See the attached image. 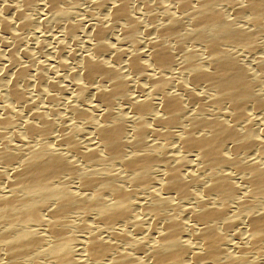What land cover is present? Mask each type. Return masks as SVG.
<instances>
[{"label": "bare ground", "instance_id": "bare-ground-1", "mask_svg": "<svg viewBox=\"0 0 264 264\" xmlns=\"http://www.w3.org/2000/svg\"><path fill=\"white\" fill-rule=\"evenodd\" d=\"M0 264H264V0H0Z\"/></svg>", "mask_w": 264, "mask_h": 264}, {"label": "rangeland", "instance_id": "rangeland-1", "mask_svg": "<svg viewBox=\"0 0 264 264\" xmlns=\"http://www.w3.org/2000/svg\"><path fill=\"white\" fill-rule=\"evenodd\" d=\"M84 14H85V15H84V17H83V13H79V15H77V16H78L77 19H78V20H82V19L84 20L85 18L88 19L86 13H84ZM79 16H80L81 18H80ZM85 16H86V17H85ZM41 27H42V26H41ZM41 27H40V26H37V27L34 26V28H36L35 32H33L34 34L32 33V34L24 35V36H25L24 39L27 40L26 42H28V43H25V40H24V41H23L24 43H22L21 46H22L23 48L25 47L24 49L27 50V52H28V54H29L28 57H31V56H32V58H33V59H31V60H27V59H26L27 62H31V63H29L30 65L34 66L35 64H37L36 66H38V64H39V65L42 66V65L46 64V66L44 65L43 67H47V68H48V66H49L50 63H51V58H50V57L54 54V52H53L54 50H53V49H54L55 46H56V39H58V37L60 36V34H59V31H58L57 29H53V28H52V30H51V28H47V29H43V28H42V30L40 29L41 32L36 33V32L39 31V28H41ZM37 28H38V29H37ZM37 30H38V31H37ZM43 30H44V31L46 30L47 32L45 31V33H44ZM50 30H51V31H50ZM54 32H55V33H54ZM35 34H36V35H35ZM57 34H59V35H57ZM56 35H57L58 37H57ZM38 36H39V37H38ZM27 37H28V38H27ZM30 37H31L32 39H34L35 41L32 40ZM33 37H34V38H33ZM36 37H37L38 39H37ZM54 38H55V39H54ZM29 39L32 40V41H29ZM54 40H55V43H54ZM37 41H38V42H37ZM29 42H31V43H29ZM34 42H35V43H34ZM48 42H51V43H48ZM52 42H53V43H52ZM38 43H41V44L38 45ZM48 44H49V45H48ZM51 44H52V45H51ZM35 45L37 46V48H36ZM43 45H44V46H43ZM53 45H55V46H53ZM65 45L67 46V48H66ZM65 45H64L65 49H64L63 53L66 52L65 55H66V57H67L68 55H70V52H71V51H75V50H76L75 47H76L77 45H75V44H70V45H71V46L69 45L70 48L68 47V44H65ZM40 46H42V47H40ZM51 46H52V47H51ZM73 47H74V48H73ZM23 48H21L19 51H23V50H22ZM42 48H44V49H42ZM51 48H52V49H51ZM50 49H51V50H50ZM69 49H70L71 51H70ZM72 49H73V50H72ZM25 50H24V51H25ZM65 50H68V51H65ZM51 51H52V54H51ZM41 52H42V53H41ZM45 52H46V54H45ZM67 52H68V54H67ZM39 54H40V55H39ZM42 55L45 56V59H46V60L44 59V56L41 57ZM47 55H48L49 61L47 60V59H48V58H47ZM49 55H50V56H49ZM63 55H64V54H63ZM28 57H27V56L22 57L21 59H19L18 62H19V63L21 62L20 64H25V63H27V62H25V61H26L25 58H28ZM61 57H62V56H61ZM63 57H64V56H63ZM63 57H62V58H63ZM66 57H64V58H66ZM67 58H68V57H67ZM67 58L65 59V63L68 64L67 67H68V70H69V69H72L74 66H73V63L71 64V62H70L69 60H67ZM32 60L35 61L36 63H35V62L32 63V62H33ZM22 61H23V63H22ZM42 61L45 62V63L42 64V63H43ZM46 61H48L49 63L46 62ZM67 61H69V62H67ZM39 62H40V63H39ZM47 63H48L49 65H47ZM70 64H71V65H70ZM69 65H70V66H69ZM49 67H51V66H49ZM33 70H34V69H33ZM33 70L31 69V74H32V75H34L33 73H35V71H33ZM54 73H55V74H54ZM54 73H53V72H52L51 74L49 73L50 75H49V74H46L45 77H46L47 79L50 78L49 80L52 79L51 81H55V80H57L58 82H56V81H55V82L58 83V84H61V81H62V83L65 82V78H64V76H63L64 80H62L63 78H61L63 74L61 75L60 72H55V71H54ZM50 76H51V77L54 76V77L51 78ZM58 77H59V78H58ZM57 78H58V79H57ZM59 80H61V81H59Z\"/></svg>", "mask_w": 264, "mask_h": 264}]
</instances>
